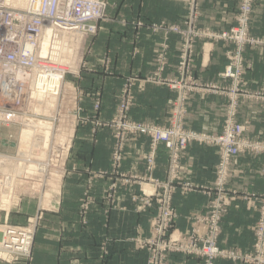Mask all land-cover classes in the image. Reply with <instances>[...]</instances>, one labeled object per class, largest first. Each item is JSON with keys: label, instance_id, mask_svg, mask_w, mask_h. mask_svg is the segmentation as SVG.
Listing matches in <instances>:
<instances>
[{"label": "crops", "instance_id": "0c3cea01", "mask_svg": "<svg viewBox=\"0 0 264 264\" xmlns=\"http://www.w3.org/2000/svg\"><path fill=\"white\" fill-rule=\"evenodd\" d=\"M196 24L212 31H223L233 25L238 0H194ZM192 0H107V17L99 23L88 53L81 64L77 79L82 91L79 103L83 115L91 114L95 94L101 102L98 119L110 121L117 107L124 84L130 89L129 117L134 121L162 126L170 117V110L178 92L174 87L180 78L181 39L174 33L152 31L151 24H179L189 13ZM142 23L141 27L136 24ZM249 34L264 41V0H253ZM166 45L165 65L160 77L153 76L159 66L157 58ZM230 43L198 41L188 72L195 90L185 101L184 129L196 134L220 135L228 117L229 78L222 77ZM244 73L237 89L235 121L246 124L244 137L264 138V44L246 46L242 51ZM187 72V71H186ZM72 78V77H71ZM75 78V76H74ZM72 80V79H71ZM249 95V96H247ZM259 95L258 98L254 97ZM262 96V97H261ZM84 124L74 129L72 151L68 166L76 171L68 173L61 192L52 193L51 203L36 195L16 196L3 215L11 223L25 224L41 207L33 246L32 258L0 260V264H145L148 253L134 240L148 236L155 209L137 215L131 208L133 194L148 189L146 185H125L118 189L119 209H110L101 199L109 180H92L94 202L86 223H80L78 201L85 188L84 170L108 171L112 150V133L107 128ZM96 128V130H95ZM150 141L140 137L125 147L121 170L130 174H144L145 155ZM218 148L191 142L179 157L178 176L174 181L171 205L176 213L171 231L182 237L192 231L204 236L206 225L202 217L212 205L223 207L219 220L217 245L222 250L251 251L254 228L259 217L263 195L264 155L242 153L231 159L227 180L217 193L216 166ZM168 153L162 145L156 150L152 176L164 179ZM47 196V195H46ZM38 198V197H37ZM218 201V202H215ZM7 223V222H6ZM8 224V223H7ZM11 225V224H8ZM14 226V225H13ZM166 264H202L196 256L169 253ZM214 264H243L217 258Z\"/></svg>", "mask_w": 264, "mask_h": 264}, {"label": "built area", "instance_id": "2783aa9c", "mask_svg": "<svg viewBox=\"0 0 264 264\" xmlns=\"http://www.w3.org/2000/svg\"><path fill=\"white\" fill-rule=\"evenodd\" d=\"M249 9L250 0H242L243 18ZM105 10V0H0V129L15 126L20 135L23 131L32 129L33 126L34 128L46 126L45 129H39L31 134L29 148L23 152L20 150V153L18 149L14 155L0 161V181L4 183L6 180L9 183L5 187L8 191L11 190L10 184L15 179L28 181L29 176L34 173L43 179H48L54 168L62 169L64 158L71 146L74 131L72 123L87 121L80 117L82 107L79 99L82 93L75 80L79 78V71L72 75V81L69 83L66 79L67 67L63 64H69L71 60L69 54L75 48L77 49L76 37H93L97 34L98 23L104 19ZM244 21L245 19H242V22ZM136 25L141 27L142 23ZM153 30H159V27L154 26ZM164 32L166 35L174 33L181 36L177 26L169 27ZM214 38L225 42H235L236 50L227 51L225 54L228 64L222 75L231 79L230 89L234 95L245 68L242 48L245 44L257 42L248 37L244 30L236 31L231 36L223 33ZM59 42H62L63 48L71 51L66 54V50L61 52ZM162 46V51L157 58L159 64L157 72L162 71L165 65L166 45ZM57 53H60L61 61L54 60ZM180 65L182 69L184 64ZM174 87L178 95L172 103L169 117L171 123L168 128L149 123L129 125L125 122L123 118L131 101L128 85L126 86L128 100L125 96L118 111V119L119 121L122 119L120 122L124 129H119L121 133L135 132L147 136L153 142L162 144L167 150L169 168L172 173L165 184L168 191L169 189L172 191V182L176 179L175 170L179 165L180 152L190 141L219 147L220 160L216 168V182L219 186L227 177L232 158L247 151L264 152V146L250 145L245 140H241L243 130L232 121L235 111L234 99L231 100L232 104L229 106L230 111L222 135L208 137L185 132L182 128V119L186 112L185 101L187 96L195 90L193 88L195 85L176 82ZM100 107L99 95L95 94L91 107L92 117H89L95 127L100 126L98 119ZM89 122L90 120L86 123ZM1 141L4 147L9 148L13 136L8 134L2 138L0 134ZM148 164L152 166L153 158H149ZM20 168L26 172L15 174L14 170ZM28 170L32 172L27 173ZM170 196L171 193L167 196L169 197L168 208L164 209L162 214L164 221L173 215V212H169ZM259 207L260 218L255 227L253 253H256L257 263L264 264V192ZM222 212L223 207L216 206L212 214L216 218H212V215L207 218L208 229L212 235L219 231L218 223ZM213 239L215 240V237L209 238L201 247L195 242L192 244L188 242L184 244V247L179 245L176 249L200 255L204 258V264H212L216 258H226V254L219 250ZM32 241V225L19 227L4 222L0 230V253H5L11 258L30 259ZM249 260L252 261V259ZM163 263L165 264L164 258L154 261L153 264Z\"/></svg>", "mask_w": 264, "mask_h": 264}, {"label": "rangeland", "instance_id": "374dc122", "mask_svg": "<svg viewBox=\"0 0 264 264\" xmlns=\"http://www.w3.org/2000/svg\"><path fill=\"white\" fill-rule=\"evenodd\" d=\"M106 1L107 0H105V2ZM193 1L194 0H192V2ZM238 1H239V4H238L237 11H236L234 18H233V25L227 30L212 31L209 28L198 27V25L195 22L196 21V15H197V8H196L197 4H196V2L192 3L191 7L189 8V13H187L186 18L179 24L168 25V24L161 23V24L149 25V27L152 31H154L153 30L154 26L155 27L158 26L159 30H162V31H165L166 29H168L169 27H172V26H177L180 29L181 36H179V37L181 39L180 41H181V48H182L181 49V51H182L181 64H184V65L180 71L181 72L180 78L178 80H176L177 82L190 83L191 85L194 82V81H192L193 79H191V77L188 75L189 74V72H188V65L189 64L188 63H189V59L194 58L193 57L194 49L196 46V42H198V41L204 40V41H208L210 43L225 42L221 39L214 38V36H219L223 33L231 36L236 31L244 30L246 32V34L248 35V37H250L251 39H253L257 43L258 42L264 43L263 40L252 37L249 34V22H250V17H251L252 10H253V0H250V9H249L247 15L245 16V18H243L241 15L242 0H238ZM106 11H107V4H106V10H105V17L103 20H105L107 17ZM242 19H245V21L242 22ZM102 21H100V22H102ZM99 23H98V25H99ZM237 36H238V34H237ZM93 38H94V36L93 37H89V36L88 37H76L77 49L75 48L74 51L69 54L71 60H70L69 64L66 66L68 69V72H69L66 75V79L69 83L72 81L71 80L72 75H74L75 73L80 71V66L84 62V59L87 56L89 45H91V40ZM68 39H70V38H68ZM226 43H230L233 46V49L229 50L230 52H234V50H236L235 42L227 41ZM257 43L256 44H252V43L251 44L250 43L245 44L242 49H244L246 46L254 47V46L259 45ZM70 51L71 50L69 49L68 51H66V53H69ZM242 58H243V56H242ZM226 60H227V58H226ZM227 64H228V60H227L226 66H227ZM224 71H225V69H224ZM224 71L222 72L221 76L224 74ZM161 72H155L153 74V76L159 78ZM126 86H127V84H124V86L122 87V91L120 93L119 101L117 103V107H116L115 114H114L113 118L107 122L99 120L100 126H98V127L107 128L112 133L113 143H112V150H111V156H110V169L108 171H92V170L87 169V168L84 170V173L87 175V179H86L85 188L83 189L81 197L79 198V201H78L77 214H78L80 223L85 224L87 214L91 208V205L94 202V196L92 194V180L95 178L108 179L109 180L106 189L100 195H101V199L103 201H105V203L108 205V207L110 209H115V208L119 209L120 208L118 200H117V192H118V189L120 187L125 186V185H138V186L142 187V185H146L148 187V189H143L141 192H139L137 194H133L131 196V198H130V204L132 205L131 208L133 209L134 213H136L137 215H142V214L146 213L149 209H155V215L153 216V218L151 220L150 228L148 231V236L145 238L137 237L134 240L138 243V245L141 248H144L146 250V252L148 253V257H147L145 264H153L154 261H156V260L159 261V259H163V258H164V262L166 264V262H167L166 256L169 253H182L185 255H191L188 253L181 252V251H179V249H176L177 247H179V245H181V247H184L185 243L190 242L192 244L193 242H196V243H198L197 246L201 247L209 238H213V235H212L211 231H205L204 236L202 235L201 237H199L198 233H196L194 231H192L190 233H186L182 237H178V235L177 236L173 235V232L171 231V229L173 227V222L176 218V213L172 208L171 199H172V194H173V191L175 188V186H174L175 180H173V182H172V191H171V189H169V191H168V188L165 186V184L169 180V177H171V175H172L171 169L169 168V159H168V165H167L165 178L164 179H157V178L152 176V173L155 169L156 150H157V147L159 145H162V144L155 143L149 137L141 135V134H137L135 132H124V133L122 132L121 133L119 131V129L124 130L121 127L123 125L120 122L122 119L120 121L118 119V111H119V107H120L121 103L125 100V96L128 100V97L126 94V92H127ZM193 88H195V87H193ZM237 89H238V86H237ZM79 90L82 93L80 87H79ZM227 92H228L227 94L229 95V99H230L229 105L232 104L231 103L232 99H234V104L236 105L237 104V93H236L237 91L234 93V95H232L231 89H229ZM247 96H249V95H247ZM258 96L259 95H255L254 97L258 98ZM262 96L264 97V94ZM53 105H55V104H53ZM185 110H186V108H185ZM129 111H130V108L127 110V113H126L125 117L123 118L125 120V122H127L129 125H131V124L143 125L146 123V122H139V121L132 120L129 117ZM229 111H230V108H229ZM229 111H228V114H229ZM185 114H186V112H185ZM185 114H184V116H185ZM184 116L182 119V128L183 129H184V126H183ZM235 116H236V113L234 111V118L232 121L234 124L239 125L243 130V132L240 136L241 140H245L250 145L264 146V138L256 140V139H250V138L243 136V134L246 131V128L248 129V127H246V124L237 123L235 121ZM80 117H82L84 120H87V121L90 120L89 123H86L87 121L85 123L91 124L93 127H95L94 124H92V119L89 118V117H92V114L87 116V115H83V112H81ZM227 119H228V117H227ZM227 119L224 122L223 130H222L220 135L223 134L225 125L227 123ZM85 123H77L74 121L72 123V127H73V129H76L77 127L82 126ZM170 123H171V120L168 119L166 121V123L162 126L155 125L152 123H149V124L154 125V126L168 128L170 126ZM93 127H92V131H93L92 133H94ZM38 130H39V128H38ZM95 130H96V128H95ZM35 131H37V130H35ZM184 131L188 132V133H193V132L187 131L185 129H184ZM34 132L31 131L29 133V138L27 137V139H29V140L24 139L23 142L26 145H22L20 143V140H21L20 135L21 134L19 135V131H18L17 127L12 126L10 128L0 129V134H1L2 138L7 136L8 134H11L13 136V141L10 144L9 148L4 147L3 146L4 143L2 141L0 142V161L5 160L8 157L14 155L15 152L18 151V149H19V153H20V150H22V152H23L25 149L29 148L31 134ZM220 135H206V136L216 137V136H220ZM68 137H70V136H68ZM140 137H146L150 141L149 151L145 155V171L146 172L144 174H141V175L123 172L121 170V166H122L121 164H122V161L124 159L125 147L129 142L136 140ZM72 139H73V137H72ZM189 143H191V142H188L187 145ZM11 145H14V146L12 147ZM187 145H186V147H187ZM186 147H185V149H186ZM217 148H218L219 160H220V149H219V147H217ZM164 149H165V147H164ZM71 151H72V140H71V146L69 148V151L67 152V154L64 158L62 169L54 168L51 171V175L48 177V179H43L40 175L34 173V174H31L29 176L30 180H28V181L22 180V179L13 180L12 184H10L11 185L10 191L5 189V187L9 183L6 180H4V183L0 181V193L5 194V195L0 194V230L2 229V225L4 222L11 224V226L14 225V226H19V227H27L28 225H32L33 226V241H34L36 229H37V226L39 225V221H40V212H42L46 208L49 209L50 206L41 207V209L39 208V210H38L39 212L37 214H35L34 216L27 218L25 224L11 223L10 220L7 217H5V215H3V213H4V211H8L10 209L13 197L16 196L17 198H21L25 194L26 195H29V194L36 195L35 196L36 201H40L41 196H45V198L48 197L46 202H47V205H49V203H51L50 202L51 201L50 196L52 195V193L61 192V188H62V182L61 181L64 180V178L66 177V175L68 173H73L77 170L74 165L68 166V161L70 159ZM183 151H181V152H183ZM245 153L257 154V152H255V151H247ZM259 154L264 155V152L262 151ZM149 158H153V164L151 167L148 164ZM218 163H219V161H218ZM217 166H218V164H217ZM217 166H216V168H217ZM178 169H179V165L175 170V173H176L175 176L176 177L178 176ZM263 169H264V166H263ZM14 172H16L15 174L19 175V174L25 173L26 171L24 169L20 168L19 170L15 169ZM30 172H32V171L31 170L27 171V173H30ZM262 177H263V172H262ZM226 180H227V178H226ZM226 180H225V183H226ZM223 188H224V186H223ZM216 190H217V193L222 191L221 189H219L218 186L216 187ZM263 192H264V179H263ZM170 193H171V196H170V201H169V208H170L169 212L170 213L173 212V215L170 217H167L164 221L162 214H163L164 209L168 208L169 197H167V196H168V194L170 195ZM215 202H218V201H215ZM216 206L222 207L221 205H217V203H215L209 209L208 215H205L202 218H208L210 215H212L214 212V208ZM215 217L216 216L212 215V218H215ZM259 218H260V211H259V217H258L257 223L259 221ZM202 221H204V220H202ZM253 233H254V241H255V228H254ZM218 234H219V232H218ZM217 239H218V235L215 237V240L213 239L214 243L218 247ZM33 241L31 244L30 259H27V260H31V258H32ZM253 245H254V242H253ZM253 245H252L250 252L242 253V254H237L239 252H234L231 250H222L219 247L218 248L226 254L225 255L226 258H223V259H226L229 261H240L243 264H258L256 261V253H253V250H254ZM234 255H237L239 258H237L236 256L234 257ZM192 256H196V257L200 258L202 260V264H204V258L202 256H200V255L199 256L192 255ZM13 258H19V257H12L11 258L9 256H6L5 253H0V260H8V259H13ZM219 258H221V257H219ZM249 259H252V261H250ZM213 264H214V262H213Z\"/></svg>", "mask_w": 264, "mask_h": 264}, {"label": "bare ground", "instance_id": "6f19581e", "mask_svg": "<svg viewBox=\"0 0 264 264\" xmlns=\"http://www.w3.org/2000/svg\"><path fill=\"white\" fill-rule=\"evenodd\" d=\"M58 46H60V49H61V52H63L64 50H66L65 48H63L62 47V42H59L58 43ZM66 51H68V50H66ZM66 51H65V54H66ZM60 54V53H59ZM59 54L57 53L56 54V56H54V60H58V61H61V59H60V57H59ZM63 66L64 67H66L67 65L66 64H63ZM67 71H68V69H67ZM69 73V72H68ZM67 73V74H68ZM233 120V119H232ZM38 128L39 129H45L46 128V126L45 125H42V126H35V128H34V126L32 127V129H30V130H25V131H23L22 133H21V135H20V138H21V140H20V143L22 144V145H26L23 141H24V139L26 140L27 139V137L29 138V133L32 131V132H34L35 130H38ZM191 134H195V135H199V136H202L203 134H196V133H191ZM28 135V136H27ZM203 136H206V135H203ZM27 140H29V139H27ZM190 142H195V141H190ZM12 143V142H11ZM20 144V145H21ZM211 146H214V145H211ZM216 147V146H215ZM2 159V158H1ZM21 173V172H20ZM227 178V177H226ZM226 180V179H225ZM225 180H224V182H223V184L221 185V186H219V185H217V182H215V187H219V189H221V190H223V186L225 185ZM2 188V187H1ZM259 211H260V207H259ZM222 214V213H221ZM215 216V215H214ZM220 217H221V215H220ZM216 218V217H215ZM202 220H204V221H202L205 225H206V231H209V229H208V227H209V223H208V221H207V218H202ZM220 220V219H219ZM218 221V220H217ZM219 232V231H218ZM218 232L216 231L215 232V235H214V233H213V238L214 237H216L217 235H218ZM196 243V242H195ZM197 245H198V243H196ZM220 250V249H219ZM182 252V251H181ZM184 253H186V252H184ZM189 254V253H188ZM191 255H197V254H191ZM197 256H199V255H197ZM217 259V258H216ZM215 261V259L213 260V262ZM213 262H212V264H213Z\"/></svg>", "mask_w": 264, "mask_h": 264}, {"label": "water", "instance_id": "95a60500", "mask_svg": "<svg viewBox=\"0 0 264 264\" xmlns=\"http://www.w3.org/2000/svg\"><path fill=\"white\" fill-rule=\"evenodd\" d=\"M12 147L14 146V145H11Z\"/></svg>", "mask_w": 264, "mask_h": 264}]
</instances>
